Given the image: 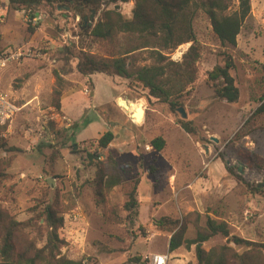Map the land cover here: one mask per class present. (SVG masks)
Here are the masks:
<instances>
[{
    "label": "rangeland",
    "instance_id": "rangeland-1",
    "mask_svg": "<svg viewBox=\"0 0 264 264\" xmlns=\"http://www.w3.org/2000/svg\"><path fill=\"white\" fill-rule=\"evenodd\" d=\"M134 6L133 0L120 5L126 19L132 18ZM39 10L58 19L53 27L46 29L47 38L37 47L41 56L12 64L0 75L1 89L20 108L15 119L0 133L10 150V153L0 151V159L14 157L7 171L11 178L0 191V201L17 220L35 218L44 225L43 215L48 206L65 212L60 215L65 221L61 235L67 243L63 252L71 259L84 260L88 264H129V259L135 256L144 261L149 255L144 254L147 248L164 252L168 237L172 235L157 232L154 223L167 218L179 221L180 225L187 221L186 238L191 240L197 236V218L201 225L211 218L226 222L233 235L264 242V117L257 125L249 127L253 131L247 136L251 151L239 144L243 141L236 136L240 129L228 139L245 120L252 118L260 105L264 76L257 71L258 67L255 73L263 80L259 92L256 87L253 89L251 81L241 82L236 73L244 101L241 99L239 104L233 105L215 100L213 90L206 84L207 73L215 65L222 64L230 53L215 38L209 19L198 14L194 29L201 49L199 79L194 89L181 97L174 110L170 103L151 98L140 86L132 87L126 79L99 73L83 77L78 73L76 57L81 52L99 60H111L118 57L122 47L126 48L124 38L110 43L93 38L86 30V25L92 26L99 14L92 16L86 12L84 15L88 19L83 22L82 16L75 11L60 8L58 12L56 7L46 6ZM25 24L12 11L8 24L0 28L2 44L9 49L22 44ZM40 25H44L43 20L36 27ZM132 43H136L134 38ZM191 45L180 46L171 54V60L181 62ZM178 53H181L179 57ZM128 63L130 71L150 64L143 51L129 55ZM54 72H58L66 84L62 113L52 107V93L56 87ZM248 78L250 80L251 76ZM181 108L187 114L186 119L179 112ZM145 115L147 121L141 131L149 147L144 145L143 150L149 149L152 153L143 159L144 173L132 170V151L138 147L133 132ZM180 121L192 123L196 134L189 136L179 131L182 129ZM126 129L132 132L124 142ZM220 129H224L225 136L215 145L209 133ZM108 131L116 134V139L99 161L111 155L122 164L124 184L112 192L107 206L108 211L119 209L122 225L108 222L94 193L96 166L89 154H93L97 141ZM163 131L170 133L161 157L151 141ZM203 145L213 148L216 164L232 169L243 183L232 192L218 186L225 195L219 192V198L215 197L199 210L196 207L198 196L202 188L210 187L206 182L210 169L202 165L206 155ZM172 174L177 179L173 186L169 181ZM185 181H192L193 188L179 191L178 186ZM134 188L138 190L141 204L139 215L122 210L127 194ZM140 214L141 219L148 218L147 221H140ZM156 234L158 238L154 237ZM225 243L224 238L215 237L203 247L210 250ZM169 264H197L195 246L182 247L170 254Z\"/></svg>",
    "mask_w": 264,
    "mask_h": 264
},
{
    "label": "trees",
    "instance_id": "trees-1",
    "mask_svg": "<svg viewBox=\"0 0 264 264\" xmlns=\"http://www.w3.org/2000/svg\"><path fill=\"white\" fill-rule=\"evenodd\" d=\"M131 1L8 0V3L13 10L23 12L30 18H34L37 9L42 6L75 11L82 16L83 22L88 19L84 15L86 12H90L92 16L99 14L92 26L86 25V30L93 38L110 43L124 38L127 40L126 48L122 47L118 57L111 60H99L91 54L81 52L76 57L78 73L83 77L99 73L126 79L132 87L140 86L151 98L170 103L174 110L179 106L181 97L192 91L199 79L201 49L194 29L198 14L202 13L209 19L215 38L223 48L228 49L236 47L242 26L251 12L250 0H133L135 6L132 18L126 19L120 5ZM33 32L34 29L28 26V33ZM133 38L136 43H132ZM189 43L192 44L191 48L183 56V60L172 61L171 54ZM69 50L67 47L66 51ZM137 51L145 52L150 64L130 71L128 57ZM235 67L232 56L228 54L222 64L215 65L207 73L206 84L213 90L215 100L229 104L239 102L240 90L231 74ZM258 71L264 75V63ZM54 76L56 87L52 93V107L62 113L66 84L58 72H54ZM259 104L252 118L237 132L238 138L251 136L253 131L249 127L257 125V121L264 117V95ZM6 126L0 127V133ZM179 126L189 135L196 134L192 123L180 121ZM114 140L115 134L112 131L106 132L97 141L96 150L89 154V158L96 166L94 193L97 202L103 207V216L111 224L122 225L119 209L107 210L112 192L124 184L122 164L111 155H107L104 161H99ZM166 145L162 135L151 141V146L158 152L163 151ZM0 151L10 153L1 137ZM53 158L56 160V156ZM13 159L14 157L0 159V191L11 178L7 171L11 168ZM226 169L237 184L243 183V179L236 176L232 169ZM122 210L139 215L137 188L127 194ZM62 213L65 214L48 206L43 215L44 225L35 218L21 222L0 201V264H88L84 260L71 259L63 252L67 243L61 235L65 223L64 217L60 216ZM154 225L157 232L172 235L169 242L170 254L182 247L191 249L195 246L197 264H264V242L233 235L226 222L209 218L205 225H201L197 218V236L192 240L186 238L187 221L180 225L179 221L167 218L155 221ZM215 237L224 238L226 243L210 250L204 249L203 245ZM128 263L147 264L139 256L130 258Z\"/></svg>",
    "mask_w": 264,
    "mask_h": 264
},
{
    "label": "crops",
    "instance_id": "crops-1",
    "mask_svg": "<svg viewBox=\"0 0 264 264\" xmlns=\"http://www.w3.org/2000/svg\"><path fill=\"white\" fill-rule=\"evenodd\" d=\"M250 5H251V12L242 26L241 33L239 34L237 38L236 47L228 48L227 50L232 56L233 61L236 66L235 70L231 73L234 79L236 80V73H238L239 74L238 78L240 79L241 82L249 83V81H251L253 83L252 84L253 89L254 87H256L255 89L256 92H259V89H260L261 84L263 83L262 82L263 80L261 79V76L257 78V74L255 73V70H256L255 67H258L257 68V71H258L260 65L264 63V0H250ZM39 9L40 8L37 9L35 13V17L39 20L38 23L43 20L44 25H40L38 27H32L34 29V32L30 34L28 33V27H26V24H25L24 17L26 15L23 12L13 10L9 6L8 0H0V28L5 27L8 24L9 14L12 11H14L17 14V18L23 21V23L25 24V29H26L22 44H19L18 46L12 47L10 49L9 47L2 44L3 37L2 35H0V53L6 52L9 50H16L21 47L37 48L39 47V44L42 42V40L45 39V37L47 38L45 34V31H47L46 29L49 28L50 26L53 27L54 24L58 22V19L57 17L55 19V17H52L48 13L41 11ZM57 11L58 12L60 11L59 7L57 8ZM50 46L53 47L52 42H50ZM249 76H251L250 80L248 78ZM236 84L239 88L237 80H236ZM241 95H242V92L240 91V100L236 104H239L241 99L242 101H244L243 98H241ZM124 103L126 104V102ZM223 103H227V102L223 101ZM146 121H147V117L145 115L141 122H137L138 126L136 130L133 132V136H134L133 139L135 140L136 145L138 147L136 150L132 151V154H133L132 170L134 169L140 170L141 172L144 171V173L146 172V167H144L145 163L143 162V159L146 158L148 153L149 154L152 153L151 150L146 149L149 146L147 144L146 138L144 137V132L141 131L142 127L146 124ZM245 122L246 120L243 122L242 126L244 125ZM240 128L237 127V129H235L232 132V134L228 137V139L232 138ZM130 131H131L130 129H126L125 139H122L124 142L127 139V134L130 133ZM179 131L185 132L182 129H180ZM169 133H170L169 131L162 132V136L164 137L165 141ZM186 134L189 135L188 133ZM209 134L211 135V140L212 138H215L218 140V143L212 140L215 145H218L220 144L221 138L225 136V131L224 129L212 130ZM115 139H116V134H115ZM248 140H249L248 137H244L243 141H241L239 144H243V148L245 150L251 151L252 150L250 149L251 142H249ZM224 141H225V138H224ZM166 144H167V141H166ZM144 145H146V148H145L146 150H143ZM203 147H204V150L206 151V155H205L204 161L202 162V165L209 164L208 169L210 170L208 171L206 175L207 176L206 182H207V185L210 184V187H207L205 190L202 188L203 191L202 193H200V196H198L196 207L199 210H202L201 207H204L203 205L210 203V201H213L215 197L219 198V192L221 196L225 195V192L223 193L221 190H218V186H222V188L226 187V189L231 190L232 192L233 190H236V187L238 185L237 182L232 177H230L224 164L220 166L218 163L217 164L215 163L217 159L215 157L216 154L214 153L213 148L208 145H203ZM165 150L166 148L161 152H157L158 155H161V157H163ZM210 157L212 158L211 161H209ZM205 174L206 173H204L203 175ZM169 181L172 186L176 184L177 179L175 178V175L173 174L170 175ZM191 182L190 183H188V181L183 182L181 185L178 186V190L184 191V190L193 188ZM147 219L143 221L141 219V214H140V221L145 222L147 221ZM154 237L158 238V234L154 235ZM170 239L171 238L168 237L167 249L164 252H160L158 249L153 250L151 248L150 249L147 248V250L145 251L146 253L144 254L150 255V254H159V253H166V252L169 253L168 246H169Z\"/></svg>",
    "mask_w": 264,
    "mask_h": 264
},
{
    "label": "built area",
    "instance_id": "built-area-1",
    "mask_svg": "<svg viewBox=\"0 0 264 264\" xmlns=\"http://www.w3.org/2000/svg\"><path fill=\"white\" fill-rule=\"evenodd\" d=\"M38 21L39 20L36 17L30 18L29 16H25V22L32 25L33 27H36L38 25ZM39 49L40 48L21 47L16 50H9L0 53V75L12 64H19L25 59L39 58L42 54L41 50ZM86 94H88V91L86 92ZM19 112L20 108L11 98H8L1 89L0 78V127L9 125L15 119ZM63 120H66V118L64 117ZM205 167H209V164H205ZM144 261L147 262V264H169L170 254L159 253L146 255L144 257Z\"/></svg>",
    "mask_w": 264,
    "mask_h": 264
},
{
    "label": "water",
    "instance_id": "water-1",
    "mask_svg": "<svg viewBox=\"0 0 264 264\" xmlns=\"http://www.w3.org/2000/svg\"><path fill=\"white\" fill-rule=\"evenodd\" d=\"M59 9H60V7H59ZM179 112H180V114H181V116H182L183 119H186V118H187V114H186V112H185L184 109L181 108V109L179 110ZM212 140L215 141L216 143H218V140H217V139L212 138Z\"/></svg>",
    "mask_w": 264,
    "mask_h": 264
},
{
    "label": "bare ground",
    "instance_id": "bare-ground-1",
    "mask_svg": "<svg viewBox=\"0 0 264 264\" xmlns=\"http://www.w3.org/2000/svg\"><path fill=\"white\" fill-rule=\"evenodd\" d=\"M181 55V53H178L177 56L179 57Z\"/></svg>",
    "mask_w": 264,
    "mask_h": 264
}]
</instances>
